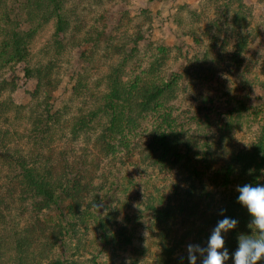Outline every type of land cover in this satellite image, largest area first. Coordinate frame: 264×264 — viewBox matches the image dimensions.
<instances>
[{
  "label": "rangeland",
  "instance_id": "rangeland-1",
  "mask_svg": "<svg viewBox=\"0 0 264 264\" xmlns=\"http://www.w3.org/2000/svg\"><path fill=\"white\" fill-rule=\"evenodd\" d=\"M219 1L223 0H69L67 8H75L76 14H80L71 19L67 34L70 41H66V49L52 64V82L47 88L50 93L42 86L34 97L36 82L22 79L23 67L18 64L0 69V128L18 133L14 134L10 146L24 152L31 147L26 134L31 110L37 105L40 109L50 105L51 113L58 116V125L65 126L79 109L92 104L94 94L104 90L106 71L125 53L136 47L133 65L142 70L157 55L155 46L161 45L166 52L164 74L175 73L180 77L178 94L168 105L181 121H188L195 133L196 147L192 151L197 153L190 152V156L200 161L206 154L207 157L218 155L219 161L212 165L209 175L225 167L230 153L247 148L264 126V87L260 84V67L264 65V0H231L234 6L240 2L247 10L244 32L249 36L248 45L239 65L230 60L237 36L234 27L224 26L216 46L209 39L213 3ZM20 3L22 7L23 0H8L7 6L21 19L25 15ZM92 27L106 33L110 46L100 44L93 48L71 43L74 37ZM53 30L54 22L49 21L32 40L29 51L34 61L41 59L45 64L50 59L54 51L50 42ZM82 53L89 58H83ZM80 77L86 89L75 94ZM157 117V113L147 115L135 132L147 135ZM61 131V127L54 128L55 135ZM95 134L87 132L73 139L65 130L54 157L61 150H76V155L88 154L89 149L96 151ZM130 155L119 143L107 155L97 150L100 166L93 181L99 191L97 211L86 224L78 223L76 232L58 240L53 258L77 264H155L160 252L156 238L159 230L155 227L153 212L146 208L148 199L154 195L157 203L158 200L164 203L166 198L178 197L187 186L185 179L189 172L183 165L158 170L148 166L137 154ZM6 160L1 156L0 165ZM202 161L204 169L207 161ZM220 175L216 185L205 176V190L212 196L196 182L195 194L206 197L203 204L216 203L223 191L236 189L231 181L219 180ZM14 203L8 226L13 225L19 232L31 229L37 215L45 221L58 220L55 212L43 210L36 214L32 200ZM174 226L177 236L186 227ZM194 229L186 238L179 239L176 264H184L182 258L188 257L189 244L206 242L208 237L204 232L196 234L198 228ZM171 240L172 237L168 242L172 243ZM7 257L3 256L0 264H7ZM227 264H232L231 260Z\"/></svg>",
  "mask_w": 264,
  "mask_h": 264
},
{
  "label": "trees",
  "instance_id": "trees-1",
  "mask_svg": "<svg viewBox=\"0 0 264 264\" xmlns=\"http://www.w3.org/2000/svg\"><path fill=\"white\" fill-rule=\"evenodd\" d=\"M7 1L0 0V69L15 64L22 66V79L36 82L33 91L36 97L42 86L47 89L52 82V64L66 49V41H70L67 34L71 19L74 16L78 18L80 13L76 14L75 8H67L69 0H23L20 9L25 18L20 19L14 14V9H8ZM219 2L213 3L214 17L210 22L209 39L216 46L218 34L224 26L234 27L237 36L230 60L239 65L248 45L249 36L244 32L247 10L240 2L235 6L231 0ZM49 21L54 22L50 38L54 51L44 64L41 59L34 61L29 50L34 37ZM107 39L104 31L92 27L90 31L74 37L71 43L96 48L100 44L110 46ZM153 50L157 55L142 70L133 65L136 47L111 65L105 73L104 90L94 94L92 104L79 109L65 126L58 125V116L51 113L50 105L45 109L37 105L30 113L26 137L31 147L25 152L10 146V141L18 133L0 128V157L7 159L0 165V262L3 256L8 255L7 264H77L53 258V248L58 240L76 232L78 225L86 224L97 211L99 191L93 184L100 166L97 150L104 155L110 154L116 143L130 151V156H140L152 168L162 170L183 165L189 172L185 179L187 186L178 197L166 198L164 203L161 198L157 203L154 195L148 199L150 203L146 208L153 212L155 227L159 230L156 238L160 252L156 255L155 264H176L179 239L186 238L190 230L195 231L194 228H198L196 234L204 232L208 237L217 222L225 217L238 221L237 227L227 232L224 238L230 253L236 249L239 235L251 234L250 216L237 200V186L264 183V126L247 148L230 153L227 165L209 175L207 172L219 161L218 155L207 157L206 154L200 161L190 156V152L197 153L192 151L196 147L195 133L188 121H181L168 105L178 94L180 77L175 73L165 75L162 66L166 52L161 45H156ZM82 57L87 59L89 55L82 53ZM218 59L222 58L218 55ZM260 72V84L264 87V65ZM83 82L80 77L74 88L75 94L86 89ZM47 93H50L48 89ZM155 113L158 117L147 135L135 132L147 115ZM102 118L105 121L100 122ZM55 127H61L62 133L55 135ZM65 130L73 139L83 133L96 132L93 143L96 151L89 149L88 154L76 155V150H71V153L61 150L55 158L58 140ZM202 160L207 161L204 169ZM219 174V180L231 181L236 184V189L223 191L216 203L203 204L206 197H202V193L195 194V185L200 183L205 190V176L216 185ZM206 193L212 196L210 191ZM16 200H32L36 214L43 210L55 212L58 220L45 221L37 215L31 229L19 232L13 225L8 226ZM175 224L189 230L186 232L185 227L177 236ZM101 232L107 239L104 228ZM171 237L172 243H169ZM182 261L188 264L187 257ZM257 264H264V261Z\"/></svg>",
  "mask_w": 264,
  "mask_h": 264
},
{
  "label": "clouds",
  "instance_id": "clouds-1",
  "mask_svg": "<svg viewBox=\"0 0 264 264\" xmlns=\"http://www.w3.org/2000/svg\"><path fill=\"white\" fill-rule=\"evenodd\" d=\"M238 202L250 216L251 234L238 236V245L231 253L225 247L224 234L237 227L238 221L225 217L218 221L206 242L187 246L188 264H257L264 261V183L237 186Z\"/></svg>",
  "mask_w": 264,
  "mask_h": 264
}]
</instances>
